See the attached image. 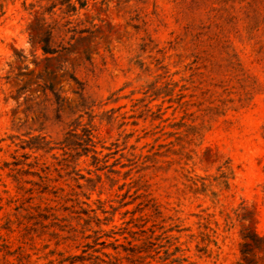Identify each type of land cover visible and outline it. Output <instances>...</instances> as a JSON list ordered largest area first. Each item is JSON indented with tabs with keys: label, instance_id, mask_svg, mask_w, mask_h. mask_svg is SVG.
Returning a JSON list of instances; mask_svg holds the SVG:
<instances>
[{
	"label": "rangeland",
	"instance_id": "1",
	"mask_svg": "<svg viewBox=\"0 0 264 264\" xmlns=\"http://www.w3.org/2000/svg\"><path fill=\"white\" fill-rule=\"evenodd\" d=\"M52 3L0 0V264H264V0Z\"/></svg>",
	"mask_w": 264,
	"mask_h": 264
},
{
	"label": "trees",
	"instance_id": "2",
	"mask_svg": "<svg viewBox=\"0 0 264 264\" xmlns=\"http://www.w3.org/2000/svg\"><path fill=\"white\" fill-rule=\"evenodd\" d=\"M89 0H53L51 9H54L57 5L60 7H64L65 6V12L66 13H75L77 11L76 8V4H78V8L79 9H83L87 6ZM102 3H108V0H101ZM48 29V41H44V39H39V43L42 44V50L43 52L46 53H51V41L53 36H52V28L51 27H47ZM61 32L60 34H62L64 32L65 35L72 33L75 34V29H68L67 31H59ZM39 38V37H38ZM64 39H62L63 41ZM72 40V37H70V39L68 40V42H70ZM69 44V43H68ZM56 52V51H55Z\"/></svg>",
	"mask_w": 264,
	"mask_h": 264
}]
</instances>
